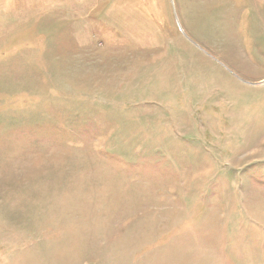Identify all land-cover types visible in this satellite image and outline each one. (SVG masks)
Wrapping results in <instances>:
<instances>
[{
	"label": "rangeland",
	"instance_id": "rangeland-1",
	"mask_svg": "<svg viewBox=\"0 0 264 264\" xmlns=\"http://www.w3.org/2000/svg\"><path fill=\"white\" fill-rule=\"evenodd\" d=\"M0 264H264V0H0Z\"/></svg>",
	"mask_w": 264,
	"mask_h": 264
}]
</instances>
